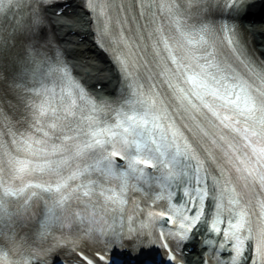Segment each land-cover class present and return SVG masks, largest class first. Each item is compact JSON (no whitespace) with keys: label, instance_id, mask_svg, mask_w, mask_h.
I'll return each mask as SVG.
<instances>
[{"label":"snow or ice","instance_id":"snow-or-ice-1","mask_svg":"<svg viewBox=\"0 0 264 264\" xmlns=\"http://www.w3.org/2000/svg\"><path fill=\"white\" fill-rule=\"evenodd\" d=\"M249 3L87 0L127 84L96 101L40 35L55 0H0V264H50L57 248L112 264L109 245L182 264L193 229L202 264H264V61L234 22Z\"/></svg>","mask_w":264,"mask_h":264},{"label":"bare ground","instance_id":"bare-ground-1","mask_svg":"<svg viewBox=\"0 0 264 264\" xmlns=\"http://www.w3.org/2000/svg\"><path fill=\"white\" fill-rule=\"evenodd\" d=\"M68 8L69 10L52 18L61 43L85 81L92 87L95 82L101 83L98 92L111 96L116 74L112 71L108 56L94 47L87 11L80 0H69ZM241 24L256 48L264 55V0L249 3L243 11Z\"/></svg>","mask_w":264,"mask_h":264}]
</instances>
